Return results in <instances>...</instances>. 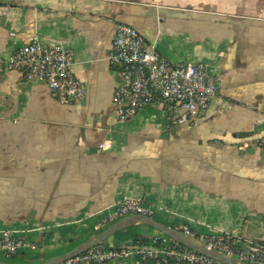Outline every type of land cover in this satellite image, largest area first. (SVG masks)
I'll list each match as a JSON object with an SVG mask.
<instances>
[{"label":"crops","instance_id":"crops-1","mask_svg":"<svg viewBox=\"0 0 264 264\" xmlns=\"http://www.w3.org/2000/svg\"><path fill=\"white\" fill-rule=\"evenodd\" d=\"M118 23L218 76L208 110L186 125L156 106L120 120L107 61ZM33 42L75 53L86 97L64 105L44 82L0 72V231L37 246L0 261L46 264L96 240L125 219L102 220L125 197L169 228L264 243V0H0V60ZM159 235L136 224L99 246Z\"/></svg>","mask_w":264,"mask_h":264},{"label":"built area","instance_id":"built-area-1","mask_svg":"<svg viewBox=\"0 0 264 264\" xmlns=\"http://www.w3.org/2000/svg\"><path fill=\"white\" fill-rule=\"evenodd\" d=\"M107 61L120 78L113 102L118 118L123 121L140 110L156 106L165 110L174 124H190L208 110L219 94L220 78L210 73L205 64L171 63L154 43L124 23L116 25ZM74 64L72 50L33 42L15 50L6 61L0 60V72L16 71L27 80L42 81L59 103L67 105L80 103L86 97L83 82L73 73ZM150 214L143 199L125 197L102 220L108 223L116 218ZM179 231L195 244L239 264H264V243L244 241L231 234L202 236L187 225ZM26 249L35 251L37 246L15 231H0V257L12 259ZM132 254L143 261L163 260L168 264H223L164 234L142 238L137 246L120 250L98 246L63 264H106Z\"/></svg>","mask_w":264,"mask_h":264},{"label":"water","instance_id":"water-1","mask_svg":"<svg viewBox=\"0 0 264 264\" xmlns=\"http://www.w3.org/2000/svg\"><path fill=\"white\" fill-rule=\"evenodd\" d=\"M136 224H147L150 227L158 230L162 234L172 238L173 240H175L176 242H178L182 246H184L190 250H193V251H195L201 255H204V256H207L211 259H214L220 263H223V264H239L237 261H235L233 259H229V258H227V257H225V256H223V255H221L215 251L209 250L207 248H204L202 246L195 244L194 242H192L190 239H188L179 230L166 227V226L156 222L151 217L144 216V215L129 216L123 220H120L119 222H117L116 224H114L110 228H108L106 231H104L96 240L89 242V243H86V244H83V245L79 246L78 248H76L75 250H73L72 252L65 254V255H62L59 258H56V259H54L51 262H48L46 264H63L66 261L73 259V258L87 252L88 250H91L93 248L98 247L104 241H106V239H108L113 234L121 231L122 229L128 228L130 226H134ZM0 264H13V263H7V262L0 261Z\"/></svg>","mask_w":264,"mask_h":264},{"label":"trees","instance_id":"trees-1","mask_svg":"<svg viewBox=\"0 0 264 264\" xmlns=\"http://www.w3.org/2000/svg\"><path fill=\"white\" fill-rule=\"evenodd\" d=\"M162 261V260H161ZM158 262V261H152V262H150V264H168V263H166V262Z\"/></svg>","mask_w":264,"mask_h":264}]
</instances>
